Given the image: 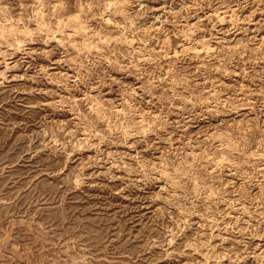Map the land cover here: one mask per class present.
Here are the masks:
<instances>
[{
  "label": "rangeland",
  "instance_id": "1",
  "mask_svg": "<svg viewBox=\"0 0 264 264\" xmlns=\"http://www.w3.org/2000/svg\"><path fill=\"white\" fill-rule=\"evenodd\" d=\"M0 264H264V0H0Z\"/></svg>",
  "mask_w": 264,
  "mask_h": 264
}]
</instances>
